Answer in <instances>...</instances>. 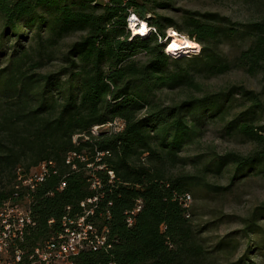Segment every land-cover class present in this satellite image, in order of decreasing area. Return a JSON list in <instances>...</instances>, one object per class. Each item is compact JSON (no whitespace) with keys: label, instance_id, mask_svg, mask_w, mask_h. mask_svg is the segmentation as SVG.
I'll list each match as a JSON object with an SVG mask.
<instances>
[{"label":"trees","instance_id":"trees-1","mask_svg":"<svg viewBox=\"0 0 264 264\" xmlns=\"http://www.w3.org/2000/svg\"><path fill=\"white\" fill-rule=\"evenodd\" d=\"M164 7L166 0H0V206L14 199L19 177L48 169L31 194L36 226L25 251L57 236L63 218L91 212L85 222L105 244L74 264H264V203L212 247L202 233L215 223L196 229L184 203L201 186L226 194L264 179L261 95L242 87L191 94L199 79L232 70L264 75V20L239 24L191 11L175 20L157 14ZM131 15L147 36L131 33ZM169 30L200 50L185 58L168 53ZM55 62L57 71H44ZM175 93L183 99H168ZM116 122L121 129L100 130ZM209 125L254 147L203 165V177L229 176L224 188L171 172ZM88 200L95 201L81 208Z\"/></svg>","mask_w":264,"mask_h":264},{"label":"rangeland","instance_id":"rangeland-1","mask_svg":"<svg viewBox=\"0 0 264 264\" xmlns=\"http://www.w3.org/2000/svg\"><path fill=\"white\" fill-rule=\"evenodd\" d=\"M169 7L158 9L157 14L167 18L177 19L184 13V11L197 12L200 14L211 13L218 14L221 17L229 18L234 23L246 24L249 22L264 20V0H166ZM149 17V16H148ZM134 27L138 28L144 22L134 21ZM132 23L129 28L131 30ZM141 24V25H140ZM146 25V24H145ZM147 28V27H146ZM149 32V29H148ZM173 30L166 32V43L170 41L169 35ZM134 35V34H133ZM136 36V35H134ZM141 37V36H140ZM180 37H183L180 35ZM77 40L76 37L66 40L60 47L61 52L66 51L68 44ZM199 49L193 50L197 53ZM168 47H166V50ZM224 52L232 57L235 55L234 49L224 48ZM175 56L189 57L195 55L193 52L184 53L183 51H175ZM59 63H52L46 70L48 72H55L59 68ZM201 87L198 91H191L195 97H201L205 93H216L227 91L232 87H242L247 91L260 94L264 103V75H257L255 77L244 74L240 70H232L230 73L222 75L213 79H199ZM168 99L179 101L183 99L181 93L167 95ZM236 99L240 96L236 95ZM167 101V100H165ZM170 101V100H168ZM170 103V102H167ZM242 108L237 111L240 112ZM260 126L264 125V117ZM121 122H116L112 125L103 127L102 131L110 129L112 131L121 129ZM99 128H94L93 133L96 134ZM254 149L253 145L246 143L238 137H227L222 134L220 128L216 125H209L202 129V133L195 140V142L187 145L180 153V157L185 160V165H179L171 172L176 175H190L203 178L204 183L213 187H227L229 185V176L223 174L221 176H214L207 174L203 177L201 170L203 165L207 164L216 156H224L229 153H235L246 156ZM264 203V179L254 178L240 182L231 191L226 194H216L208 191V188L201 186L194 190V196H191L189 203V210L191 213V221L193 227L199 229L211 223H215L210 230L202 233L205 246L212 247L221 238L227 234L240 230L242 225L239 218H245L250 215L254 208ZM219 220L222 222L217 223ZM217 223V224H216ZM258 264L259 260H253Z\"/></svg>","mask_w":264,"mask_h":264},{"label":"built area","instance_id":"built-area-1","mask_svg":"<svg viewBox=\"0 0 264 264\" xmlns=\"http://www.w3.org/2000/svg\"><path fill=\"white\" fill-rule=\"evenodd\" d=\"M106 2L107 0H100ZM137 18L131 15L128 27ZM130 29V28H129ZM70 160H67V163ZM48 169L45 164L27 174L24 180L18 178L14 199H9L0 206V264H74L75 258L85 251H98L105 244V236L97 235L94 227L85 222V217L77 219L63 218L60 233L35 247L31 252L21 246L27 235L36 224L32 215V197L37 186L43 182ZM64 185L60 187L62 189ZM18 192L24 193L18 200ZM95 200L80 204L85 208ZM185 207H189L190 196L185 198ZM53 221H50L51 225Z\"/></svg>","mask_w":264,"mask_h":264},{"label":"bare ground","instance_id":"bare-ground-1","mask_svg":"<svg viewBox=\"0 0 264 264\" xmlns=\"http://www.w3.org/2000/svg\"><path fill=\"white\" fill-rule=\"evenodd\" d=\"M134 23H132L131 30L132 33L136 36L145 37L148 35V27L145 24H140L138 28H135ZM147 27V28H146ZM170 41L167 44V52L172 54L175 53V51H183L184 53H190L193 52L195 49H199L198 46L193 45L189 39L186 37H180L177 33L174 31L170 33L169 35Z\"/></svg>","mask_w":264,"mask_h":264}]
</instances>
